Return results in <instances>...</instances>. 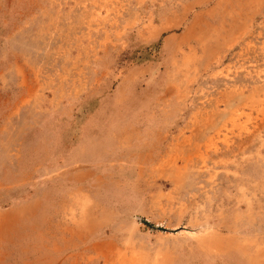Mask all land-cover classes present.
Returning <instances> with one entry per match:
<instances>
[{"label": "rangeland", "instance_id": "obj_1", "mask_svg": "<svg viewBox=\"0 0 264 264\" xmlns=\"http://www.w3.org/2000/svg\"><path fill=\"white\" fill-rule=\"evenodd\" d=\"M0 264H264V0H0Z\"/></svg>", "mask_w": 264, "mask_h": 264}]
</instances>
